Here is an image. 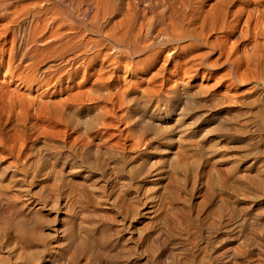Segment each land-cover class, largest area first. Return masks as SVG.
I'll return each instance as SVG.
<instances>
[{
    "label": "bare ground",
    "instance_id": "obj_1",
    "mask_svg": "<svg viewBox=\"0 0 264 264\" xmlns=\"http://www.w3.org/2000/svg\"><path fill=\"white\" fill-rule=\"evenodd\" d=\"M46 42L62 55L45 67L55 71L54 84L92 74L136 80L150 70L159 77L171 62L191 77L211 43L213 107L204 86L193 94L175 82L167 107L189 120L158 126L160 112H141L150 155L128 170L109 156L68 168L61 161L52 167L53 196L32 198L2 170L0 264H264V0H0V71L20 67ZM1 121L0 136L19 127Z\"/></svg>",
    "mask_w": 264,
    "mask_h": 264
},
{
    "label": "rangeland",
    "instance_id": "obj_2",
    "mask_svg": "<svg viewBox=\"0 0 264 264\" xmlns=\"http://www.w3.org/2000/svg\"><path fill=\"white\" fill-rule=\"evenodd\" d=\"M148 18L149 20H152L153 14L149 13ZM79 28L80 30L85 29L83 26ZM209 44L203 48L201 47L199 50L198 53L202 52L199 55H202L201 62L203 67L199 69L198 74L191 77H185V74L181 72L183 69L179 68L181 71H179L178 68L175 69L171 62V65L169 64L167 66V70L159 77L153 74V70H150L143 73V75L137 76L138 78L136 80H131V78L134 77H130L128 73L120 76L113 75V77L92 74V77L89 75L86 76L89 80H84L80 83H74L68 77L63 76L61 84H54V80L56 78L55 71L51 72L45 67L56 64L61 60L62 55L59 54L60 51L58 52V50H60V46L55 42L41 43L38 45V55H31L33 56L31 57L28 54L27 58L20 64L21 68L18 66L17 68L12 69L9 72L10 74L5 73L6 75L4 74V71H0V121H8L9 119L12 122L19 121V127H14V129L8 128V133L0 136V175H2V170L6 171L7 169L8 172L6 171L3 176L9 184L14 185L15 189L23 185L25 188L30 190L32 198H39L42 195L43 197H46L47 195H54L53 191L55 185L52 183L54 181L52 167L54 168L56 164L61 161H63V163L65 162L63 164L64 168H68L70 161L80 163V161L85 158L93 157L94 161L98 160V162H102L103 160H107L106 158L109 159V157H114L115 159H120L123 160V162L125 161V163H128L126 164V170H128V167L132 165V162H135L138 158L144 155H150L154 150L151 146L152 135L151 133L145 132L143 126L139 124L138 115L143 111L160 112L162 114V120H155L154 123L158 126H166L165 120L170 119L175 121L177 117L179 118L177 112L170 113L171 109L167 107L172 99L170 97L172 96L171 94H173L172 89H179L177 86L183 83L190 85L187 88L193 94L203 92V90L206 89V93L204 91L202 94L208 95L209 99L207 98V104L209 103L208 106L210 105L211 108L213 107V93H215L216 89L214 86L215 69H213L214 67L211 66L212 64L210 63L214 61L213 58H215V54L213 53L215 52L212 47L210 49V46L212 45L211 43ZM204 52L206 55L203 54ZM72 54L73 53H66L63 56H70ZM33 58L36 59L35 62ZM206 61L210 64V68H205L206 64L209 65ZM43 68L47 71L42 72ZM50 68L52 69L53 67L51 66ZM84 69L86 70V67H80L75 78L81 76V74L85 72ZM202 69H206L207 73H205V76L201 77L200 72ZM148 80H150V82ZM162 80L163 82H161ZM175 82H178L179 85L175 84ZM175 85L177 86L175 87ZM211 85L214 87H211ZM203 86L205 89H203ZM206 86H208V89ZM201 88L203 89L202 91L200 90ZM110 89L111 91H109ZM194 90L197 91L193 92ZM120 91L123 94H121ZM114 103L116 104L114 105ZM211 108H204L206 109L204 111L208 113ZM205 115L206 114H204L203 117H205L204 119H207L208 115ZM6 116L7 118H5ZM189 119L190 116L187 117V115H181L179 118V120ZM20 122H23L24 125L22 123L20 124ZM206 129L208 130L209 127ZM13 136L16 142L13 140ZM135 139L137 141H135ZM174 150L175 147L170 146L162 151L166 154H171ZM162 151L159 152L165 154ZM56 156L60 158H56ZM63 157L64 159H62ZM93 158H91V160ZM196 164L197 162L193 165ZM39 165L43 167L42 173L44 172L46 175H38ZM14 169L19 171V173L15 172V175L8 179V177H10L9 174H11L12 171H15ZM49 169L52 173H50L51 171H49ZM87 169L90 168H84V170ZM5 171H3V173ZM7 173L8 177L6 175ZM19 176L22 177L21 180H17ZM45 177L46 179H43ZM68 177L69 175L65 173L64 179ZM46 184L48 185V188ZM52 187L54 188L51 189ZM39 188H42V190ZM37 191L40 192V194ZM41 191L45 192L42 193ZM46 191L49 194L46 193Z\"/></svg>",
    "mask_w": 264,
    "mask_h": 264
}]
</instances>
